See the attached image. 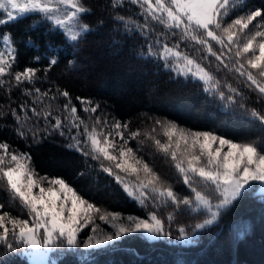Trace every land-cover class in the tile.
<instances>
[{
	"label": "trees",
	"instance_id": "16d2710c",
	"mask_svg": "<svg viewBox=\"0 0 264 264\" xmlns=\"http://www.w3.org/2000/svg\"><path fill=\"white\" fill-rule=\"evenodd\" d=\"M84 2L89 11L81 14L79 23L89 24L90 30L78 41L70 40L42 14H27L0 26L1 33H12L17 49L12 73L3 78L5 83H0V142L7 143L10 151L27 153L38 172L63 178L96 206L139 216L156 211L166 218L174 211L171 204H160L159 199L149 197L147 206H142L128 195L115 175L104 170L112 168L118 174L111 161L103 156L97 158L98 154L86 144L82 143L84 151L69 146L74 144L72 136L82 132L83 126L68 131L64 105L76 106L89 128L99 117L101 124L119 122L128 125L126 133H141L153 118H164L192 130L226 135L237 142L257 139L249 119L234 111L227 100L206 92L203 82L195 77L178 75L165 67L160 56L149 54V46L152 52H160L163 43H179V50L199 57L221 80L222 88L231 83L246 96L255 94L244 77L219 66L215 57L198 51L199 45L181 40L178 29L172 35V30L157 21L145 20L140 6L132 0L118 6H114V0ZM246 3L249 7H264V0ZM145 23L148 27L143 31L137 28ZM213 46L219 51L215 42ZM205 56L207 59H201ZM51 58H56L57 63L49 66ZM28 67L37 69L35 78L17 84L14 74ZM37 88L40 94L35 93ZM63 91L70 96L60 95ZM85 100L91 101L93 107L99 105L97 112L84 111L89 106ZM33 108L37 112L51 111L52 115L46 120L35 115ZM57 115L65 122L64 135L50 126ZM79 138L86 140L84 135ZM174 189L185 194L191 191L183 182L174 184ZM0 203L5 204L0 211L28 218L27 209L4 180H0ZM175 215L170 229L166 228L171 236L153 238L146 233H131L96 249L62 242L53 250L55 261L51 264H264V195L257 191L256 184L223 209L214 224L192 236L189 243L180 239L178 226L201 222L206 213L181 210ZM13 243L15 251L0 244V264H31L22 246Z\"/></svg>",
	"mask_w": 264,
	"mask_h": 264
},
{
	"label": "snow or ice",
	"instance_id": "6c2138e0",
	"mask_svg": "<svg viewBox=\"0 0 264 264\" xmlns=\"http://www.w3.org/2000/svg\"><path fill=\"white\" fill-rule=\"evenodd\" d=\"M140 6L145 14V20L157 21L166 29L180 31V39L199 45L198 51L207 56L215 57L219 66L234 71L245 78L246 85L254 93L245 95L231 83H225L223 88L221 80L208 67L186 52L179 50V43L169 47L162 44L160 52L149 54L160 56L165 61V67H171L178 75L192 76L203 82L206 92L218 95L221 100H227L233 107L249 119L257 139L247 142H237L226 135H217L211 131L191 132L178 128L171 122L156 121L164 131L167 141L151 137L159 150L170 154L175 167L183 177V183L191 190V195L180 197L171 186H164L161 178L143 159L137 158L131 147H125L124 129L127 124L114 122L111 128L115 136L123 142L117 146L114 139H110L112 132L97 130L101 123L97 117L96 124L89 128L78 114V108L65 104L67 110L68 131L72 128L80 129L72 136L74 144L69 145L84 151L82 143L88 145L99 156L112 161L116 169L128 174L139 176L141 172L147 182L130 186L121 179L120 175L113 173L112 168H105L109 174L123 184L129 196L134 197L142 206H147L149 199L146 189H150L159 199L160 204H171L174 211L162 218L156 211L147 213L142 219L138 216L122 217L120 213L100 214L98 219L110 223L114 232L100 231L99 224L95 223L94 214L101 210L77 194L63 178L40 177L30 168L31 156L27 153H15L9 150L7 143L0 142V180L6 182L8 190L18 198L27 209L28 218L12 216L8 211H0V244L7 250L15 251L14 243L34 251L26 253L35 260V264H45L48 256L42 249H50L60 241L69 246L79 243L80 232L92 225L91 235L87 236L84 248L108 244L120 239L129 233H149L155 236H171V224L176 220V212L181 210L191 213L205 212L206 218L190 226H178L181 239L187 240L189 228L193 236L197 230L205 229L214 224L221 215V210L228 208L237 201L252 186V182H264V7H249L246 0H132ZM124 0H114V6L122 5ZM84 0H0V25L23 18L27 14H42L43 18L50 20L55 26L64 30L72 41H78L82 35L90 30L87 23H79L81 14L88 12ZM243 13V14H240ZM125 20V17H117ZM148 24L137 25L143 31ZM3 40V50H0V83H5V76L12 73L13 65L17 61V49L12 33L0 35ZM213 42L219 46L217 51ZM207 56L201 59H207ZM169 58L172 61L169 63ZM39 59V57H37ZM57 63L56 58L49 61V66ZM72 63V61H69ZM231 65V66H230ZM219 66L217 71H219ZM254 70V71H253ZM37 69L28 67L24 71L16 72L14 79L17 84L22 81H32ZM40 94V89H35ZM41 95L47 96V93ZM69 97L68 91L60 93ZM39 99V96L37 97ZM257 106L250 107V104ZM89 106L86 112H97L99 105L91 106L92 102L85 100ZM32 112L43 116L46 120L51 117V111ZM17 119H21L17 117ZM52 130L64 135L65 122L59 115L55 122L50 123ZM154 131V130H153ZM23 135V133H20ZM35 135V133H33ZM84 135L86 140H80ZM131 138L140 135L138 131L131 132ZM183 146V149H182ZM118 152L113 154V152ZM87 155V153H85ZM211 192L201 190L194 186L197 183ZM47 183L49 186L44 187ZM58 186V187H56ZM38 188L39 192H34ZM215 200V203L213 202ZM156 207L157 205H153ZM5 208L0 203V210Z\"/></svg>",
	"mask_w": 264,
	"mask_h": 264
},
{
	"label": "rangeland",
	"instance_id": "374dc122",
	"mask_svg": "<svg viewBox=\"0 0 264 264\" xmlns=\"http://www.w3.org/2000/svg\"><path fill=\"white\" fill-rule=\"evenodd\" d=\"M0 18H5L6 19V16H4L2 13H0ZM56 27H58V26H56ZM2 34L3 33L0 32V35H2ZM169 47H172V46H169ZM0 50H3V40L2 39H0ZM194 58H196L198 60V62H201L198 59L199 57L198 58L197 57H194ZM172 62H174V61H172ZM202 64L205 66L204 63H202ZM156 121H162V122H165L166 123L169 120L164 119V118H153L152 121H150L149 124L148 123L145 124V126L141 130L142 132L140 133L139 136H137V138L136 137L135 138H131L130 135H129V133H126L127 131H124V133H125V139L128 141V143H127V145H125V147H131L133 149L136 157L137 158H140V159H143V161L146 162L149 165V167H151L152 170L157 175L160 176L161 183L164 186H171L173 188V190L180 197L189 196V195L192 194L191 191H190V193L185 194L182 191H178V190H175L174 189V184L183 182V177L179 173V171L176 169L175 162L172 160L171 155L170 154H167V153H165V152H163L161 150H159L158 147L155 145L154 140L151 138V137H155L156 139H160L162 143H164V142L167 141V137L164 135L163 129L160 127L159 124L156 123ZM113 123L114 122H110V123H106V124L105 123H103V124L100 123V125H97V130L98 131H103L105 133L111 131L112 132V136L109 137V138L110 139H114V141L117 144V146H119L123 142L119 139V137H116L115 136V130H113L111 128V125ZM176 125L178 126V128L184 129L185 131L204 132V131L192 130V129H189V128L180 126L178 124H176ZM241 142H247V141H241ZM182 149H183V146H182ZM11 152H15L17 154L21 153V152H16V151H11ZM113 154H117L118 155V152H115L114 151ZM111 163H112L113 168H115L114 163L112 161H111ZM30 168L34 171V173L36 174L35 178L38 179V180L40 179V177H48V178H54L55 177V176H52V175H49V174H46V173H40V172H38L33 167L32 162H30ZM115 170L118 173V175H120V177L124 181V183H127L130 186H135V185H137V184H139L141 182H144V183L147 182V178L145 177V175H144L143 172H141L139 174V176H137L136 174H128V173H125V172H123V171H121L119 169H116V168H115ZM252 184L253 185L256 184L257 185V191L264 195V182H252ZM43 186L44 187H48L49 185L47 183H44ZM194 186H197L201 190H204L206 192H209V193L211 192V189L205 188L202 184L199 183L198 179H197V183ZM56 187H58V186H56ZM146 191L148 192V196L150 198L151 197H154V200L155 201L158 199L157 196H156V194L155 193H152L150 189H146ZM34 192L38 193L39 192V189L38 188L34 189ZM77 194L80 195L78 192H77ZM85 200H87V199H85ZM213 202L215 203V200ZM89 203H91V202H89ZM96 207L101 210L100 213L94 214L95 223L96 224H99V226H100V231L98 232V235L102 236L104 232H108V233L114 232V229L112 228V225L110 223H106L105 221H101V220L98 219V217H99L100 214H103L104 212L114 213L116 211H110L107 208L101 207V206H96ZM118 213H120L121 216L124 217V218H126L129 215H131V216H138V217H140L142 219L148 218L147 216H139V215H136V214H125V213H121V212H118ZM91 228H92V225H89L87 228L83 229L80 232L79 237H78V240H79V243L78 244H81L83 246V243L86 242L87 236L92 234L91 233ZM166 228H167V224H166ZM198 231L199 230H197V232ZM189 232L190 233H189V237H188L187 240L181 239V237H180V239L182 241H184V242H187V243L191 242L192 241L191 238H192L193 235L191 233V230H189ZM178 233L179 232H177V234ZM129 234H131V233H129ZM146 235H148L149 237H153V234L146 233ZM178 235L180 236V234H178ZM122 237H124V236H122ZM155 237L158 238V237H162V236H155ZM116 241H112V242H110L108 244H104V245H99V246H95V247H89L87 249H96V248L105 247L107 245H111V244L115 243ZM62 242H64V241H60L57 245L61 244ZM57 245L54 246V247H52V248H50V249H42L41 250V251H46L48 253V256L45 258V264H51L53 261H55V256L53 254V250L55 251V249L57 248ZM22 249H23V251H24L25 254L28 253V252L34 251L33 249L24 248V247H22ZM27 258L29 259V261H30L31 264H35V260L33 258H31L29 256H27Z\"/></svg>",
	"mask_w": 264,
	"mask_h": 264
}]
</instances>
